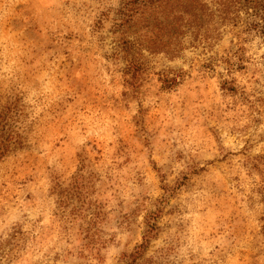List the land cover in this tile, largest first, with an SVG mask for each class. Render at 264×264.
<instances>
[{
	"label": "rangeland",
	"instance_id": "obj_1",
	"mask_svg": "<svg viewBox=\"0 0 264 264\" xmlns=\"http://www.w3.org/2000/svg\"><path fill=\"white\" fill-rule=\"evenodd\" d=\"M120 2L0 0V264H264L263 35L129 68Z\"/></svg>",
	"mask_w": 264,
	"mask_h": 264
},
{
	"label": "trees",
	"instance_id": "obj_2",
	"mask_svg": "<svg viewBox=\"0 0 264 264\" xmlns=\"http://www.w3.org/2000/svg\"><path fill=\"white\" fill-rule=\"evenodd\" d=\"M242 9L246 10L247 29L264 37V0H121L116 24L122 35L121 51L130 68L143 51L176 57L186 37L211 46L221 39L220 26L237 23ZM230 81L223 80L221 88L234 89ZM3 119L4 114L0 115V159L22 144L21 137L12 134ZM153 227L148 228L147 236Z\"/></svg>",
	"mask_w": 264,
	"mask_h": 264
}]
</instances>
